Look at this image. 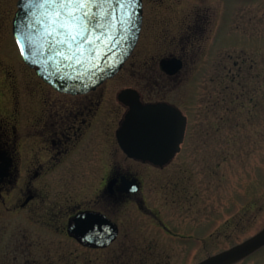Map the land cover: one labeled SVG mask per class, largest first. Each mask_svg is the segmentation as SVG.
<instances>
[{"label":"flooded vegetation","instance_id":"flooded-vegetation-1","mask_svg":"<svg viewBox=\"0 0 264 264\" xmlns=\"http://www.w3.org/2000/svg\"><path fill=\"white\" fill-rule=\"evenodd\" d=\"M19 1L0 0V264H137V252L157 247L183 253L182 263L200 264L264 229L261 220L249 231L259 219L249 214L258 181L241 180L240 193L226 198L225 211H200L205 193L215 191L218 168L203 164L196 177L188 172L190 119L179 151L164 166L128 158L118 139L129 112L119 101L122 91L138 92L145 106L178 109L152 98L149 88V99L131 86L118 88L117 78L139 55L144 34L161 54L158 64H145L144 74L174 79L195 67L214 14V28L221 17L222 23L230 19L226 0L217 13L212 0H178L176 5L142 0L140 38L121 72L77 96L57 92L25 64L13 33ZM223 28L227 38L230 32ZM218 30L221 37V25ZM163 60H177L182 68L169 76L160 69ZM210 120L215 130L217 119ZM207 135L217 140L216 130ZM229 176L226 182L232 181ZM208 201L215 203L214 197ZM79 219L84 240L74 236ZM105 234L108 244L96 246ZM60 239L65 244L58 245ZM257 257L264 264V248L236 264Z\"/></svg>","mask_w":264,"mask_h":264},{"label":"rangeland","instance_id":"rangeland-1","mask_svg":"<svg viewBox=\"0 0 264 264\" xmlns=\"http://www.w3.org/2000/svg\"><path fill=\"white\" fill-rule=\"evenodd\" d=\"M212 2L216 4V13L220 7L222 10L221 0ZM178 3V0H148L147 5ZM226 4L230 19L222 23L221 17L214 28V18H218V14H214L211 33L201 45L195 67L191 66L188 73L171 80L145 75V64H158L161 56L159 45L145 33L138 48L139 55L126 65L117 82L118 88L131 86L142 91L146 99L150 93L145 89L149 88L154 93L152 98L172 103L190 119L188 150L184 156L188 172L196 177L203 164L218 168L215 191L210 188L205 193L199 205L201 212L207 213L211 207L218 213L225 211L226 198L240 193L241 180L251 181L250 184L259 182L254 209L249 213L250 217L259 214V219L249 226L251 233L253 227L264 220V0H226ZM220 25L221 34L227 25L230 32L227 38L224 34L220 37ZM152 80L157 86H150ZM163 85L167 88L161 91ZM210 119H217L215 141L209 140L207 135L215 131ZM229 175L232 181L226 182ZM212 197L213 204L208 201ZM261 207L263 211L258 213ZM56 241L58 245L65 244L63 239ZM162 248L137 252V264H186L182 263L183 253L164 252ZM261 258H253L245 264H263Z\"/></svg>","mask_w":264,"mask_h":264},{"label":"water","instance_id":"water-1","mask_svg":"<svg viewBox=\"0 0 264 264\" xmlns=\"http://www.w3.org/2000/svg\"><path fill=\"white\" fill-rule=\"evenodd\" d=\"M27 0H20L18 13L13 24L14 37L20 27L21 18L24 16V4ZM142 9V0L138 4V10ZM119 11V10H117ZM39 19V17H37ZM125 23L120 24L118 20L110 21V27L105 26L103 32L96 35L100 37L94 40L91 46H81V53L73 59H53L48 55V41L43 33L37 28L35 37L36 49L25 59V64L37 71V75L50 87L62 94L72 96L84 95L96 90L108 80L115 78L123 69L132 53L134 52L142 28V11L135 17V23L129 25L126 17ZM127 29V30H125ZM107 33V35H105ZM182 68V63L177 60H163L160 69L169 76H175ZM121 104L129 109L127 116L118 133L120 146L124 154L133 160L150 163L155 166H164L169 163L179 151L180 144L186 131L187 119L176 108L167 104L143 105L139 94L134 90H124L119 96ZM129 104L140 106L146 110H165L179 116V122L174 128L170 139V145L164 155L147 153L143 150L132 148L124 135L125 125L128 123L131 108ZM81 220L76 224L74 236L84 240L87 235L82 229ZM105 241H99L96 246H104L108 235H104ZM103 240V238H102ZM264 248V229L238 247L218 254L200 264H236L252 256Z\"/></svg>","mask_w":264,"mask_h":264},{"label":"snow or ice","instance_id":"snow-or-ice-1","mask_svg":"<svg viewBox=\"0 0 264 264\" xmlns=\"http://www.w3.org/2000/svg\"><path fill=\"white\" fill-rule=\"evenodd\" d=\"M140 0H27L24 16L15 34L21 57L36 49L37 28L48 41V55L53 59H73L81 46H91L96 35L110 21L135 23ZM119 10V11H117ZM39 17V19H37ZM127 30V29H125ZM107 35V33H105ZM131 111L124 135L132 148L164 155L170 145L179 116L165 110H146L129 104Z\"/></svg>","mask_w":264,"mask_h":264}]
</instances>
